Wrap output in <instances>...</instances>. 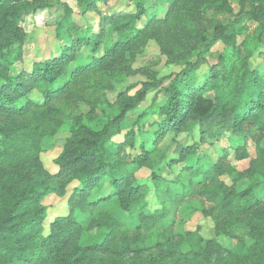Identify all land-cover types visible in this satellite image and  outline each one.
Listing matches in <instances>:
<instances>
[{
  "label": "trees",
  "instance_id": "trees-1",
  "mask_svg": "<svg viewBox=\"0 0 264 264\" xmlns=\"http://www.w3.org/2000/svg\"><path fill=\"white\" fill-rule=\"evenodd\" d=\"M43 1L0 0V264H264V148L244 171L226 162L232 151L237 160L249 156L234 138L264 131V60L258 62L264 0H239L237 9L232 0H129L131 11L113 13L100 8L108 0H77L82 13L100 15L96 29L77 24L65 2L57 54L17 68L26 37L19 19ZM245 19L257 26L239 43L238 35L248 32ZM151 40L169 62L189 69L168 78L162 102L154 97L125 125L127 114L162 80L143 83L133 95L130 85L113 102L108 90L131 72L129 61ZM214 123L229 140L219 149L214 141L222 135L210 128ZM199 125L201 143L210 140L218 159L199 155L202 144L194 143L182 146L167 166L188 156H196L194 163L161 171L169 159L161 146L166 138ZM63 131L68 136L54 159L57 172L50 174L40 154ZM142 169L151 172L154 210L149 187L139 182ZM53 194L69 195L68 210L45 233L44 200ZM198 197L209 203L202 202V210L216 236L236 237L241 224L252 244L247 248L240 239L238 248H229L186 229ZM180 208L183 221L176 217ZM95 230L102 235L87 243Z\"/></svg>",
  "mask_w": 264,
  "mask_h": 264
},
{
  "label": "rangeland",
  "instance_id": "rangeland-1",
  "mask_svg": "<svg viewBox=\"0 0 264 264\" xmlns=\"http://www.w3.org/2000/svg\"><path fill=\"white\" fill-rule=\"evenodd\" d=\"M65 2L73 9L72 16L77 24H80L83 27H85L86 25H93L96 29V24L99 20L100 15L97 12L82 13L80 8L78 7L77 0H45L43 1L42 7L38 6L37 8L29 10V12H23L21 14L19 23L24 27L26 37L22 49L23 61L16 65L17 68H21V66L30 67L32 62H34L35 60H41L42 57L48 58L53 52L57 54V52L59 51V37L57 35V30L58 24L60 23L66 12L63 5V3ZM232 2L236 9L239 8V0H232ZM129 3V0H108L107 3H101L100 8L105 13H113L121 10L131 11L134 6L130 7ZM256 26L257 23L252 19H245L244 21H242V27H246V29H248V32L238 35V42L241 43L244 36L254 32ZM219 48L220 46H218L217 49H214L213 51H219ZM101 51H105V49L102 48ZM258 55L260 56L258 57V62L264 60V55H261V51H259ZM196 57L197 54H193L188 58L190 59V61H193ZM210 60L215 61V57L211 56ZM129 62L131 63V72L126 74L123 80L117 82L115 88L108 90V98L110 101H115L119 91L123 89L126 90L130 85L134 86L130 89L129 92L131 95H133L142 87L143 83L147 82L148 84H150L154 82L157 84L159 80H162V83L160 84V86H155L154 88H152L147 95V98L140 102L135 109L131 110L127 114L125 125L132 124L137 115L152 104L154 97H156L155 99L157 103L162 102V100L164 99L163 95H165V90L162 89L168 84V78L183 69H189V64L187 63H179L181 61L177 63L169 62L165 54L161 53L160 46L155 40H151L146 50L142 53H138ZM17 68H15V70H17ZM206 69V64L201 66L196 72H194L193 78L195 79L196 77H201L205 73ZM34 96L39 97L38 94H34ZM155 117H158V115L156 114ZM199 128L200 125L196 126L191 132H185L176 137L174 134H170L166 138L161 146L163 150L167 151L169 159L161 164V171L175 172L183 164H191L196 161V156H188L185 162L173 164L172 168L167 166L171 158L179 157V149L182 146H187L194 143L198 144L199 142L201 143V132ZM210 128H212L213 132L216 131L214 128H217V132L221 133L220 135H222L219 140L214 141L218 145V149L227 146L229 140L227 139L226 135L223 134V131H220L219 125L217 123H214L211 124ZM244 134L246 135V137L243 138V140L237 138H234V140L246 146L249 152V156L246 159L237 160L235 159L234 152L232 151L226 159V162L230 163L235 168V171L246 170L251 165L252 160L256 158L258 147L260 146L264 148V131L256 130L255 135L257 138L252 137L245 132ZM67 136L68 133L66 131L60 132L52 140L54 144L53 148L40 154V163L43 170H45L46 172H49L50 174H54L57 172V166L54 162V159L61 152ZM201 144L202 145L199 148V155L206 152L210 154L215 160L218 159V149L214 144H212L210 140H207L206 142ZM150 173V170L142 169L138 172L137 175L139 178V182L149 187V205L150 208L154 210L156 208V199L154 196V184L151 180ZM17 175H19L20 179H24V176L23 174L21 175V172L18 171ZM236 176L237 173L234 175V177ZM68 197V194L65 196H58L53 194L47 196L44 200V204L48 206V217L45 221V233H49L50 231L49 223L51 220H53L57 215H62L67 212ZM192 200L193 201L191 202V206L189 207L192 209L194 208L195 210L191 219L187 220L185 223L186 229L193 231L199 229L204 237H215L219 243L229 248H238V241L240 239L245 240L246 244L244 245L247 248L252 244V239L248 236V228L241 224L236 228V237L227 234L216 236L214 230V221L211 217L205 216L202 210V202L204 205H208L209 203L203 199L201 202L199 197ZM182 210L183 208H180L179 213L176 217L178 220L182 219L183 221V219H185L186 217L183 218L184 214L182 213ZM101 235L102 231H92L86 238V242L91 243L94 240H97V238ZM83 264H100V259H94L93 262L87 260Z\"/></svg>",
  "mask_w": 264,
  "mask_h": 264
}]
</instances>
